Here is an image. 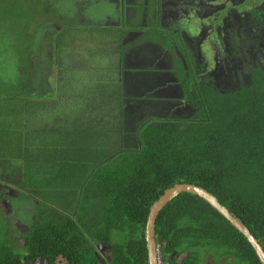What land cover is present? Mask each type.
<instances>
[{"label": "trees", "instance_id": "16d2710c", "mask_svg": "<svg viewBox=\"0 0 264 264\" xmlns=\"http://www.w3.org/2000/svg\"><path fill=\"white\" fill-rule=\"evenodd\" d=\"M5 1L0 0V8ZM25 1L30 10L45 3ZM125 2H118L121 10L120 16L115 11L116 20L104 16L96 19L100 20L97 25L89 21V26H78L83 32H97L92 35L106 48L99 52L110 58L108 66L118 58L120 73L124 63L119 55L135 40L126 41V37L136 30L128 26ZM0 18L3 26L11 19ZM72 18L63 17L59 32L51 35L48 67L51 75L57 69L59 84L63 70L56 57L73 48L72 40L65 41L66 30L81 24ZM177 29H151L145 37L159 33L157 43L181 54L175 59L173 74L181 101L193 108L189 118H143L142 114L133 129H126L131 114H126L130 102L124 99L130 98L113 89L119 110L114 133L90 124L76 128L74 119L68 121L64 114L58 115L54 129L36 128L37 121L53 124L56 101L51 99L57 90L53 82L48 81L49 91H45L41 77L35 84L22 72L11 92L0 85V172L18 164L14 173L21 176L19 183L26 193H51L39 201V215L17 245L5 233L6 218L0 214V264H22L35 257L46 258L50 264H148L145 225L149 209L165 190L182 183L213 194L264 250V72L258 66L243 70L247 84L233 90L214 86L211 79L201 80L199 75L206 70L200 64L196 67L184 42L183 33L192 38L188 26L184 31ZM26 63H21L23 70ZM115 143L117 147L112 148ZM3 176L0 184L13 183V177L10 181ZM155 242L169 264H261L237 230L203 199L189 193L176 196L160 211ZM99 245L108 249L103 263Z\"/></svg>", "mask_w": 264, "mask_h": 264}, {"label": "rangeland", "instance_id": "374dc122", "mask_svg": "<svg viewBox=\"0 0 264 264\" xmlns=\"http://www.w3.org/2000/svg\"><path fill=\"white\" fill-rule=\"evenodd\" d=\"M132 1H134L131 4L132 11H134L133 17H130L129 11L125 10L126 16L131 18L130 23L128 22L130 28L136 27L133 26L135 24L134 19H140L142 23H148V27H142L144 31H151V29L156 31L157 28L164 31L172 26L178 27L177 30L184 31L185 26H188L193 34L190 33L192 38L189 39L183 33L184 42L190 48L195 62H199L201 52L205 51L202 46L208 41L211 42L210 44L218 42L216 39L219 37L216 38L209 34L210 26L206 25L210 21L211 13L213 14L212 11L211 13L207 12L211 3L214 4L213 0H199L200 5L198 0H186L189 3L184 0H168L163 4L159 17L158 13L156 17L154 6H161L162 0ZM222 2L223 0L216 2L218 4L216 9L224 5ZM247 2H255V0H248ZM4 3V7L0 8V15H5V18L11 19L3 26L2 18H0V85L4 87L5 92H11V87L18 84L21 73L27 72V76L32 77L37 82L35 84H38V79L41 77L43 86L47 89L45 91H49L48 81H52L57 87L55 97L51 99V101H56L55 111L52 112L51 116L53 124L50 125L48 122L41 124L37 121V123H34V127L42 128L43 126L46 129H54L57 124L56 118L58 119V115L64 114L68 121L74 119L73 126L76 128H84L90 124L96 129L102 126L107 127L110 129H107V132L114 133L111 130L118 120L116 115L119 111L118 102L117 99H106L105 96L111 93L113 88L114 90L119 88V82L115 81L118 74L112 73H120L118 58L115 59L118 64L113 62L112 66H108L106 62L110 58L103 57L99 52L100 49L106 48L103 44L96 42V37L92 35V33L97 32L90 30L83 32L79 30L78 26H89L91 24L89 21L97 25L100 20L96 19H100V17L102 19L104 16L116 20L120 16L121 10L118 8L117 0H45V3H41V7H39V4L34 5L33 10L28 9L30 6L28 7V2L25 0H7ZM172 3L176 4V7L174 10H169ZM228 6L229 4L226 3V7ZM117 9L119 10L118 16L115 12ZM185 9H187V13ZM188 12L191 16H188ZM216 12L218 13L219 10ZM65 16L73 17L72 19L75 18L81 24H74L72 27L75 30H66L69 37L65 38V41L72 40L74 50L70 47L66 52L56 57V61L62 63L61 70H63V73L59 75L62 83L59 84L54 73L57 69L53 68L51 75L48 66L50 65V59H52L51 43L54 40L51 35L54 32L55 34L59 32V25L63 23V17ZM165 17L168 19L163 20ZM158 23L161 24L160 27L157 26ZM69 26L67 25L66 28ZM99 27H102V25ZM194 27L197 30H194ZM219 31L226 32L225 36L227 38L218 45L222 47L219 50L229 51L228 55L232 62L231 71L234 72L231 74H228L225 70L221 72L220 67H222V64L220 63L218 71L208 72L207 70L206 74H200L199 76L201 80L214 78V86L233 90L247 84L248 76L245 74L247 68L241 67L243 62L247 60L253 65L255 60L252 58H257V56H261L264 60V30L258 33V31L247 26L237 25V23L233 25L231 20L230 25L220 27ZM227 32L231 33V37L228 36ZM213 37L212 42L210 39ZM154 38L157 37L154 35ZM131 39L135 40L127 45L123 56L119 55V60L124 63L121 64V75L125 83L124 95L130 98V101L126 102H130V104L125 108L126 114L129 112L131 114V118L128 115L126 129H133L135 126L134 121L140 122L142 114L143 118L150 116L157 118H189L193 113V108L181 101V91L172 72L177 71L175 59L176 57L181 58V54L178 55L179 52L175 53L161 48L156 39L149 43L140 42L148 39L147 37L132 36ZM234 49L238 50L236 56L239 60H236L232 54ZM92 51L98 56L94 57L95 54L92 55ZM111 51L114 50L111 49ZM26 60L28 69L23 70L21 63ZM40 67H44L41 73L39 72ZM133 102L136 105H133ZM109 135L111 137L113 134ZM111 139H115V137H111ZM111 145L112 148L117 147V143ZM15 168H19L18 164H9L5 168V172H0V175L9 178L10 181L13 177L12 184H0V188L3 190V194L0 196V214L6 218L7 229L5 233L17 245L21 234L31 226L39 215L36 211L41 208L42 204L40 202L45 201V197H51V193L47 190L30 191L33 194L26 193V190L19 183L21 176L14 173ZM27 189L29 188L27 187ZM107 253L108 249L106 247L98 246V254L102 263L105 261ZM207 260L208 263L211 262L210 257ZM222 262H224V259Z\"/></svg>", "mask_w": 264, "mask_h": 264}, {"label": "flooded vegetation", "instance_id": "af4514ba", "mask_svg": "<svg viewBox=\"0 0 264 264\" xmlns=\"http://www.w3.org/2000/svg\"><path fill=\"white\" fill-rule=\"evenodd\" d=\"M213 1H214V4L211 3L210 8H208L207 10L208 13H211L212 11L213 14L211 13L209 17L210 21L206 25L210 26V31L208 32L209 34L215 36L216 38L219 37L216 39V41H218L217 42L218 44L216 42L214 44L212 40L214 39V37L211 38L210 40L213 43L210 44L211 42L208 41L204 46H202V48L205 51L201 52L202 55L201 57H199V62L198 61L195 62V59H194V62L197 68L200 64L203 66V70H206V71L208 70V72L218 71L219 64L221 63L222 64V67H220L221 72L225 70L227 71L228 74H231L234 71H231L232 62L230 60L231 59L230 56L228 55L229 51L225 52L223 50H219V49H222V47L218 46L219 44H221L222 40H227L225 36L226 32H222V31L220 32L219 28L225 25H230L231 20H232L233 25L237 23V25L247 26L250 29H254L258 31V33H261V31L264 30V0H255V2H247L248 0H223L222 3H224V5H222L218 9H216V6L218 5L216 2L219 0H213ZM226 3L229 4L228 7H226ZM200 4L201 2H199V5ZM217 10H219L218 13L216 12ZM185 12L187 13V9H185ZM190 12H188V16H191L189 14ZM211 19H212V22H211ZM227 34H229L228 36L231 37L230 36L231 33L227 32ZM228 45H229V41H228ZM237 52L238 50L234 49L232 51V54L235 56L236 60H239V58L236 56ZM252 59L255 60V63L253 65L246 60L245 62L242 63L241 67L242 68L243 67L252 68V67L258 66L264 72V60L262 59V57L257 56V58H252ZM210 79L212 80V82L214 81V78H210Z\"/></svg>", "mask_w": 264, "mask_h": 264}, {"label": "water", "instance_id": "95a60500", "mask_svg": "<svg viewBox=\"0 0 264 264\" xmlns=\"http://www.w3.org/2000/svg\"><path fill=\"white\" fill-rule=\"evenodd\" d=\"M191 23V22H190ZM189 32L193 34L192 30L188 28ZM194 30H197L194 27ZM182 193H189L198 196L208 203L219 215H221L235 230H237L251 245L258 260L264 264V250L260 243L251 234L247 226L238 218L233 216L231 212L222 205L218 199L204 188L193 184H175L165 192L151 205L149 214L145 225V241L147 250L148 264H156V242H155V223L160 211L176 196ZM22 264H50L46 258L35 257Z\"/></svg>", "mask_w": 264, "mask_h": 264}, {"label": "crops", "instance_id": "0c3cea01", "mask_svg": "<svg viewBox=\"0 0 264 264\" xmlns=\"http://www.w3.org/2000/svg\"><path fill=\"white\" fill-rule=\"evenodd\" d=\"M126 2V4H127V7H126V10H128L129 11V16L130 17H133V12L134 11H132V7H131V4H133V2L134 1H132V0H125ZM168 0H162V5L161 6H154V9H155V11H156V17H157V13H158V17H159V15H160V12H161V9H163V4H165V2H167ZM184 1H186V0H184ZM193 1V0H192ZM117 2H119L120 3V0H117ZM186 2H188L189 3V1H186ZM200 2V1H199ZM199 2H198V4H199ZM118 3V4H119ZM175 7H176V4H174V3H172V4H170V8H169V10H174L175 9ZM133 14V15H132ZM126 15H127V13H126ZM128 18V16H127V20H128V22L130 23V20H131V18ZM164 19H168V18H163V20ZM163 22V21H162ZM134 25L133 26H136L135 28H136V30H134V31H131L130 32V34H128V36L126 37L127 39H126V41H128L132 36L133 37H135V36H137L138 38H139V36H143V37H145L146 36V34L149 32V31H144L143 29H142V27H148V23H142L141 22V20L139 19V20H135L134 19ZM160 23H161V21H160ZM160 23H158V25L157 26H161V24ZM140 24H142V25H140ZM128 26H130L129 24H128ZM140 28V29H139ZM157 30H159L160 31V28H157ZM165 31V30H164ZM161 32H163V31H161ZM136 34H138V35H136ZM145 34V35H144ZM157 38H153V37H147L148 39H144L145 40V42L146 43H149V42H152V40L153 41H155L154 39H158V35H159V33L157 34H154ZM161 48H163L161 45H159ZM163 49H165V48H163ZM158 54H159V52H158ZM160 55V54H159ZM173 72V71H172ZM112 73H114V72H112ZM117 74H118V82H119V84H121V86L118 88V90L120 91V93H123V95H124V88H125V83H124V79H122V75H121V73H119V72H116ZM114 89V88H113ZM113 89L111 90V93H108L105 97H106V99H113L114 97L112 96L113 95ZM124 96H126V95H124ZM124 100H126V102L127 101H129V99H127V98H125ZM174 259V255H171L170 256V261H172ZM168 263H170V262H168Z\"/></svg>", "mask_w": 264, "mask_h": 264}, {"label": "built area", "instance_id": "2783aa9c", "mask_svg": "<svg viewBox=\"0 0 264 264\" xmlns=\"http://www.w3.org/2000/svg\"><path fill=\"white\" fill-rule=\"evenodd\" d=\"M156 264H169L164 260L160 245L157 244H156Z\"/></svg>", "mask_w": 264, "mask_h": 264}]
</instances>
